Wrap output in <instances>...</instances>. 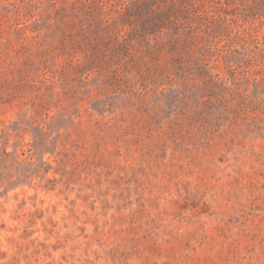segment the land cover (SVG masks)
<instances>
[{
  "label": "rangeland",
  "instance_id": "obj_1",
  "mask_svg": "<svg viewBox=\"0 0 264 264\" xmlns=\"http://www.w3.org/2000/svg\"><path fill=\"white\" fill-rule=\"evenodd\" d=\"M0 264H264V0H0Z\"/></svg>",
  "mask_w": 264,
  "mask_h": 264
}]
</instances>
